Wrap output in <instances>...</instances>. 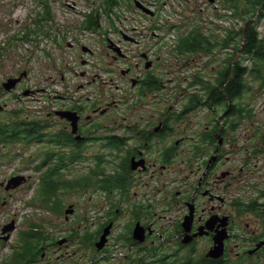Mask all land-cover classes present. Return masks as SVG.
<instances>
[{
  "label": "flooded vegetation",
  "instance_id": "flooded-vegetation-1",
  "mask_svg": "<svg viewBox=\"0 0 264 264\" xmlns=\"http://www.w3.org/2000/svg\"><path fill=\"white\" fill-rule=\"evenodd\" d=\"M116 46L119 49H113L109 56L110 63L118 66L111 71L120 75L122 96L107 100L102 94L105 84L99 83L95 74L76 88L71 86L67 94H60L54 101L55 110L48 113L53 147L66 151L77 147L81 152L77 163L92 162L95 177H90L86 166L84 186L87 192L92 188L93 194L106 197V208L97 207V220L85 210L79 219L66 216L60 226L48 225L43 234L32 237V244H20L19 252L13 250L11 256L5 247L15 234L20 240L24 233L13 225L6 236L3 229L7 223L0 222V264H167L165 257L194 249L198 241L202 255L212 264H264V126L250 128L246 123L249 107H244L243 101L248 90L247 70L239 96L233 97L229 88L233 66L248 64V46L238 45L236 58L228 56L216 76H205V68L199 69L191 87L182 85L178 75H163L160 67L168 64L162 63L159 51L149 47L140 51L135 66L119 67L118 60L126 63L130 59L129 53ZM214 48L210 44L201 51L212 54ZM136 67L140 72L134 71ZM251 77L264 87L263 75ZM171 97L182 99L180 109L176 102H168ZM127 98L139 104L153 101L158 112H128ZM237 100L241 105L235 103ZM8 105H0V109L15 124ZM120 105L126 108L122 112ZM58 110L78 114L76 133L72 132V121ZM119 112L128 121L124 125L118 124ZM112 113L118 115L114 118ZM190 113L208 117L196 129L192 123L184 124ZM105 115L114 119V125L104 124ZM25 126L21 124V128ZM62 130L67 133L65 138L58 137ZM21 136L25 139V132ZM249 141H254L251 147L245 145ZM240 144L246 155L237 149ZM59 153L55 151L50 167L61 160ZM234 153L240 157H233ZM233 161L241 163L240 197L234 196L237 168L231 165ZM106 163H111L110 170ZM180 163L183 171L179 170ZM89 178L95 182L90 184ZM88 200L93 201V196L88 195ZM158 209L174 214H158ZM187 216H191L189 231L184 226ZM138 225L141 239L137 238ZM196 232L202 234L185 242L187 233L191 236ZM104 235L106 241L99 246ZM221 235L225 236L222 255L206 257L212 246L219 244Z\"/></svg>",
  "mask_w": 264,
  "mask_h": 264
},
{
  "label": "rangeland",
  "instance_id": "rangeland-1",
  "mask_svg": "<svg viewBox=\"0 0 264 264\" xmlns=\"http://www.w3.org/2000/svg\"><path fill=\"white\" fill-rule=\"evenodd\" d=\"M105 1L0 0V105L4 106L9 103V109H19L18 114L24 120H27V115L30 116L28 121L47 119L51 107L48 103L36 102L32 95L17 97L15 89L6 92L2 88L4 81L9 77L19 76L23 71L26 72L23 87L27 84L44 86L53 91L67 94L71 86L76 88L79 84L89 80L91 76L98 74L99 83L105 84L102 94L107 100L113 95L122 96L124 85L122 81L118 80L120 75L111 71L118 66L110 63L112 58L109 54L112 49L108 47L107 36L116 43L121 40L119 44L129 53V61L126 63L121 60L117 61L119 67L135 66L140 51L149 47L159 51L162 63L168 64L167 67H160L163 75L169 73L170 78L178 75V79L182 80V85L191 87L195 81L194 74L199 69L205 68V76H216L228 56L236 58V47L239 48L238 44L243 40L244 32L235 34L236 38L232 46L225 43L224 36L230 29L238 33L244 25L243 17H249L250 14V12L245 14L243 8L235 12L228 5V10H226L227 7L223 0L215 2L209 0H164L163 6H161L163 0H141L147 2L155 11L154 15L148 14V16L139 10L135 5V0H117L118 4L108 14L104 7ZM47 3L50 8L48 14V7L45 6ZM238 4L242 7L246 4V0L241 2L238 0ZM160 8L161 10H159ZM247 8L250 9L249 6ZM96 9L101 10V16L98 19L99 27L96 30L89 29L87 28L88 17L95 14ZM47 16L48 18H46ZM249 18L245 28L248 24H254L259 29L260 36H263L264 18L259 20V14ZM171 23L176 24L177 27L172 28L173 24ZM25 31H30L29 36L17 39V34H22ZM197 31H203L213 39L215 48L212 54L201 51L187 55L184 50L177 48V44L183 36L195 34ZM130 36H135L139 42ZM229 47L230 49L227 50ZM176 54H179V57ZM251 62L252 56L248 55V64ZM261 65L264 69V62H261ZM134 71L138 73L140 68L136 67ZM262 73L264 76V70ZM248 77V90L243 101V104L246 105L244 107H249V119L246 123L250 128L256 127L257 124L264 126V87H261L258 81L253 80L251 75ZM124 102L128 103L127 111L135 112L134 109H137L135 112L137 115L156 113L159 109L152 104L153 101L148 99L140 104L130 98L125 99ZM168 102H176L175 107L178 109L182 107L180 98L171 97ZM235 103L241 105V100H237ZM135 104L136 106H134ZM125 109V106L120 105V112ZM120 112L118 124L124 125L128 121L122 118ZM117 115L112 113L114 118ZM2 117H5V111L0 109V119ZM207 117L208 115L190 113L184 124L192 123L197 129ZM18 119V116L13 117L15 121ZM104 124L114 125V119L106 116ZM44 135L46 138H50V132L45 131ZM253 142L249 141L245 145L251 147ZM40 144H43L41 149L39 148ZM48 147H53L50 139H41V141H34L30 144L16 141L11 145L2 146L3 157L2 160L0 159L1 223H7L14 219L18 228L22 230L26 229L27 223L33 222L30 225L31 232H37V235H40L48 229L50 224L60 226V222L66 218L65 209L72 203L75 204V212L69 217L70 219L81 218L85 210H88L91 219H100L97 207L106 208L107 198L101 194H93L92 188L87 192L82 186H78L77 182L86 172V166L90 168V177H95L91 172L94 168L91 161L85 165L77 162L72 163L64 172L59 173L61 178L67 180L68 184L66 188L63 186V188L57 189L56 194L51 198V205H46L44 208L38 204L30 203L40 182L41 171L35 167L43 160L44 153L38 154V151H44ZM54 149L57 152L63 150L59 146ZM237 149L245 150L242 144L238 145ZM243 153L246 155L245 151ZM233 157L239 158L240 154L234 153ZM49 164L48 162L44 167ZM231 165L237 168L234 173L235 178H233L234 196L240 197L243 182L239 178L238 171L241 163L233 161ZM110 166L111 163L105 164L109 170ZM183 169L184 166L180 163L179 170L183 171ZM16 173L30 175L31 178L21 187L7 189V181ZM179 176L182 177V173ZM94 182L95 179L90 184ZM176 183L180 185L178 179ZM88 195L93 196V201L88 200ZM113 198L109 197V200ZM54 204H56V211L48 209ZM158 210V214H166L168 217L174 214V212ZM17 240L18 236L15 234L9 241V245L5 247L7 255L11 256ZM195 247L198 248L194 250L195 261H198L203 252L201 241H198ZM186 255L185 252L180 253L183 259Z\"/></svg>",
  "mask_w": 264,
  "mask_h": 264
},
{
  "label": "trees",
  "instance_id": "trees-1",
  "mask_svg": "<svg viewBox=\"0 0 264 264\" xmlns=\"http://www.w3.org/2000/svg\"><path fill=\"white\" fill-rule=\"evenodd\" d=\"M241 1L242 0H240V2ZM223 2L226 4V6L228 5L235 12L239 11L240 8L241 10L243 8L245 14L247 12H250L249 17H253L256 14H259V20L264 18V0H246V4L243 5L242 7L240 6V4L242 3L238 4V0H223ZM247 6L250 7L249 10ZM88 20H89V27H96L97 24L96 19L90 17ZM245 37H246L245 44L248 46V51L247 50L246 51L252 55L254 59V64L260 63L261 60H264V34L263 36H260L259 29H257V27L254 24H248L246 28ZM188 40H190V37L187 36V40H185L186 44L190 42ZM186 49L187 48H185L184 50L186 51ZM248 68L249 67L247 66H242L240 63H237L233 66L232 69L233 75L231 76L232 80L229 86L231 90L230 92H232L233 97L239 96L240 93L238 91H240V88H242L244 82L243 75ZM252 70L259 72V76L262 75V70H263L262 66L261 67L259 66L258 68ZM254 71L252 72L255 74ZM21 124L22 125L26 124L28 126L21 128ZM45 127L46 125H42L40 121L33 122L31 120L27 122L26 120H24L19 122L18 120L17 122H15V126H13L12 129L10 125H5L4 121H0V142L4 144H8V143L13 144L14 142L19 140L18 132L22 130L21 132H25V136H26L25 139H23V142L26 144H30L35 139L33 137H36V135L39 136L41 135V137L43 136L41 132ZM7 129L13 131L15 133V136L12 137L6 136ZM23 129L26 130L24 131ZM59 135L60 137L65 138L66 132L63 131L62 133H59ZM53 154H54V150L52 147L46 148L42 160L43 162H41L35 168L40 169L43 166H45V164H47L49 160L52 158ZM75 156H76L75 152H72L71 154L64 152L63 155L61 156L62 158L61 161H63V163H66L67 160H71V159L73 160ZM59 173H61L60 166H56V165L52 167L48 166L46 169L43 170L41 174V183L38 190L39 195L35 194L34 200H38L39 203L44 206L51 205V198L54 197V195L57 192V189L63 188V186L64 188H66V185L68 184L67 180L61 178ZM185 264H211V263L207 260L206 261L200 260L199 262L190 261Z\"/></svg>",
  "mask_w": 264,
  "mask_h": 264
},
{
  "label": "water",
  "instance_id": "water-1",
  "mask_svg": "<svg viewBox=\"0 0 264 264\" xmlns=\"http://www.w3.org/2000/svg\"><path fill=\"white\" fill-rule=\"evenodd\" d=\"M212 1V0H211ZM137 4L142 6L140 4V2L137 1ZM145 9V8H144ZM147 12H149L147 9H145ZM22 78V75L17 77V78H10L8 79L7 82L4 83V87L8 90L14 88L17 84V82L19 80H21ZM29 91H26L25 94H28ZM59 114H61L63 117L67 118L68 120H74L73 122V132H76L77 131V122H78V115H76L75 113L76 112H71V111H59L58 112ZM27 177L25 175H16V176H13L8 184H7V189H10V188H16L18 186H20L24 181H26ZM71 207V206H70ZM67 212H72L71 209H68ZM185 226L188 228V230H190L191 228V216H187L186 217V221H185ZM198 234H202V232H196L194 233V235H198ZM186 238L188 239H185V241H188L189 240V237L187 236ZM224 239H225V236L224 235H221L218 240H219V244L217 245H214L211 250L209 251L208 255H212V256H215V257H218L222 254L223 252V246H224ZM104 243V239H102L101 242H99V245L101 246L102 244Z\"/></svg>",
  "mask_w": 264,
  "mask_h": 264
}]
</instances>
